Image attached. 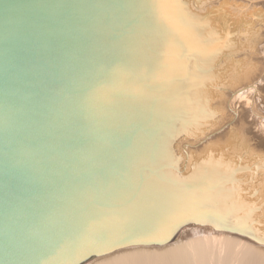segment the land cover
I'll return each instance as SVG.
<instances>
[{
    "label": "water",
    "instance_id": "95a60500",
    "mask_svg": "<svg viewBox=\"0 0 264 264\" xmlns=\"http://www.w3.org/2000/svg\"><path fill=\"white\" fill-rule=\"evenodd\" d=\"M131 1L0 0V264L162 245L178 220L207 215L162 222L179 208L146 183L170 167L149 138L172 134L175 115L158 92L175 77L155 65L161 37L143 36L150 27ZM84 239L85 252L63 258Z\"/></svg>",
    "mask_w": 264,
    "mask_h": 264
},
{
    "label": "bare ground",
    "instance_id": "6f19581e",
    "mask_svg": "<svg viewBox=\"0 0 264 264\" xmlns=\"http://www.w3.org/2000/svg\"><path fill=\"white\" fill-rule=\"evenodd\" d=\"M131 2L150 27L143 36L161 37L155 65L175 77L158 92L175 115L172 134L149 138L163 145L164 157L156 155L170 167L146 183L179 208L162 212V222L176 212L207 215L179 218L165 244L123 246L75 264H264V0ZM155 109L158 124L165 114ZM81 242L63 258L85 252L90 240Z\"/></svg>",
    "mask_w": 264,
    "mask_h": 264
},
{
    "label": "rangeland",
    "instance_id": "374dc122",
    "mask_svg": "<svg viewBox=\"0 0 264 264\" xmlns=\"http://www.w3.org/2000/svg\"><path fill=\"white\" fill-rule=\"evenodd\" d=\"M177 236H179V234H178ZM177 238H178V237L175 238L174 242L177 241ZM160 247H162V246H160ZM103 257H105V256H103ZM100 258H101V257H100ZM100 258H99V257H93V258H91L90 260H88L87 262H85L84 264H89V263L94 262V261H96V260H98V259H100Z\"/></svg>",
    "mask_w": 264,
    "mask_h": 264
}]
</instances>
